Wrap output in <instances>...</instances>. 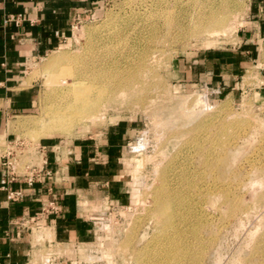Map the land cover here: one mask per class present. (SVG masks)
<instances>
[{
  "label": "rangeland",
  "instance_id": "obj_1",
  "mask_svg": "<svg viewBox=\"0 0 264 264\" xmlns=\"http://www.w3.org/2000/svg\"><path fill=\"white\" fill-rule=\"evenodd\" d=\"M149 1L101 0L16 80L12 92L28 89L30 101L4 116L0 155L13 150L17 173L39 165L33 147L44 140L125 130L119 197L96 208L80 239L58 241L47 228L33 229L27 264H264V82L253 68L237 74L232 90L189 75L207 52L236 47L249 0H167V13L156 12L165 19L150 15L155 25L140 23L142 40L130 34L129 41H105L122 24L139 22L133 11H155ZM207 25L213 29L205 31ZM95 42L106 55L134 50L142 58L131 74L137 86L98 118L66 133L47 130L54 86ZM154 197L173 201L164 224L150 217Z\"/></svg>",
  "mask_w": 264,
  "mask_h": 264
},
{
  "label": "crops",
  "instance_id": "obj_2",
  "mask_svg": "<svg viewBox=\"0 0 264 264\" xmlns=\"http://www.w3.org/2000/svg\"><path fill=\"white\" fill-rule=\"evenodd\" d=\"M100 1L0 0V135L4 116L22 110L30 101L28 89L12 92L25 64L55 48L74 23L94 14ZM7 14H21L20 24L3 26L1 18ZM236 39L230 52L202 55L198 71L190 66V79L232 90L237 74L253 68L264 82L260 75L264 72V0H249ZM124 138V129L110 127L97 136L41 142L49 174L30 185L20 180L0 185V264H27L33 229L47 228L58 241L86 235L96 208L122 192L120 151ZM8 191H19L20 196L8 199ZM50 201L56 211H41Z\"/></svg>",
  "mask_w": 264,
  "mask_h": 264
},
{
  "label": "bare ground",
  "instance_id": "obj_3",
  "mask_svg": "<svg viewBox=\"0 0 264 264\" xmlns=\"http://www.w3.org/2000/svg\"><path fill=\"white\" fill-rule=\"evenodd\" d=\"M151 2L152 0L148 3L152 4ZM153 2L156 6L155 11H150L144 15L145 8L143 12L141 10L133 11V14L136 13L140 17L139 22L122 24L117 31H113L109 36H106L105 41L110 43L120 39L129 41L130 34L133 35L131 39L134 41L137 39L142 40L140 23H145L144 28L150 24L155 25V19H165L156 12L164 11L167 13L165 10H168V7H164L167 0H153ZM150 15H156L157 18H149ZM196 23L200 24L201 21L198 20ZM206 27L205 31L213 29L210 25ZM150 38H147V40ZM94 44L91 50L87 49L86 51L89 57L87 56L84 61H81L82 63L78 61L77 66L70 71V75L65 77L64 81L55 85L53 91L50 88L51 86L46 84L47 89L50 88V92L52 91L54 94L52 103L48 105L47 115L49 114L50 117L46 122L47 130L53 128L59 130L60 133H66L70 126L74 124L86 123V119L98 118L103 110L115 101L116 96L137 86V81L131 74L137 71L136 64L140 65L144 62L138 54H134V50H129V53L116 51L113 55H106L104 51H107V49H99L102 44L100 46L96 42ZM203 198L202 195L201 199ZM152 202L154 207L150 217L154 219L155 224H164L170 212L173 211L172 208H175L173 201L169 199L159 201L154 197ZM261 243L264 246V237Z\"/></svg>",
  "mask_w": 264,
  "mask_h": 264
},
{
  "label": "built area",
  "instance_id": "obj_4",
  "mask_svg": "<svg viewBox=\"0 0 264 264\" xmlns=\"http://www.w3.org/2000/svg\"><path fill=\"white\" fill-rule=\"evenodd\" d=\"M22 20L21 14H7L2 16L1 18V24L4 26L8 23H12L14 26H17L20 24ZM22 142H19L20 146ZM12 149H6L2 152L0 155V185L6 186L8 183L13 181H22L27 185L32 184L34 181L40 179L42 175H48L49 170L45 169V155H44V147L37 144L33 147V154L39 158V165L36 164H30L28 166H25V171L21 173H17L14 170L13 165V156H12ZM20 196L19 191H8L7 192V198L13 199ZM46 209H51L53 211H56L57 206L54 204V202L50 201L46 204V206L41 208V211H45Z\"/></svg>",
  "mask_w": 264,
  "mask_h": 264
}]
</instances>
